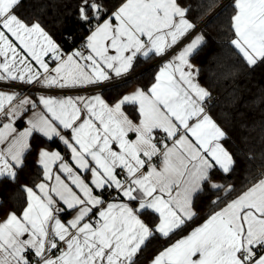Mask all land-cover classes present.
I'll return each mask as SVG.
<instances>
[{
    "label": "snow or ice",
    "instance_id": "1",
    "mask_svg": "<svg viewBox=\"0 0 264 264\" xmlns=\"http://www.w3.org/2000/svg\"><path fill=\"white\" fill-rule=\"evenodd\" d=\"M25 2L0 0V81L99 87L127 76L140 58H163L183 46L147 88L115 100L99 93L40 96L43 111H33L22 131L16 120L37 103L24 98L13 105L17 93L0 91L7 119L0 125V188L17 183L34 134L58 139L66 150H38L42 178L19 185L25 206L0 220V264H136L150 239H170L198 219L202 199L218 210L149 264H264V172L235 198L220 195L234 186L215 174L234 173L237 159L192 63L207 43L188 19L192 7L181 0H80L78 19L90 26L88 54L64 58L38 19L19 14ZM215 6V0L206 5ZM231 8L230 44L249 70L264 68V0H232ZM4 203L0 196V210Z\"/></svg>",
    "mask_w": 264,
    "mask_h": 264
},
{
    "label": "trees",
    "instance_id": "2",
    "mask_svg": "<svg viewBox=\"0 0 264 264\" xmlns=\"http://www.w3.org/2000/svg\"><path fill=\"white\" fill-rule=\"evenodd\" d=\"M208 2L209 0H181L185 7H192L188 14L190 21L197 26L205 22L201 32L205 34L207 43L201 47L192 62L200 69L198 78L201 84L212 93V115L229 137L224 141L225 146L236 154L237 167L234 173L226 177L222 173L215 174V179L225 186H234V191L230 194H220L230 200L260 179V173L264 172V160L261 159V153L264 152V68H258L254 72L249 70L230 44L232 2L218 12L216 11L224 0H215L216 6L211 9L206 7ZM79 3L80 0H26L19 14L29 21L38 19L61 48L64 49L63 40L67 39L74 49L80 44L84 45L90 27L78 19ZM41 4L46 7H41ZM156 59H139L131 74L143 70L145 72L126 83L105 88L103 93L107 100L112 101L122 96L135 83L147 88L158 71L159 66L151 67ZM129 112L135 115L130 109ZM30 142L33 150L27 157V166L18 175L17 183H6L0 188V196L5 201L0 210V219L9 211H16L19 215L25 206L23 193L16 191L19 185L31 186L42 178V169L36 163L37 152L41 147L57 149L66 155L65 147L58 140L47 141L34 134ZM11 192L15 195L9 199ZM197 207L198 219L190 222L184 231L170 239L162 238L159 234L150 239L138 254L136 264H145L174 240L203 222L214 210H218L206 199L198 201ZM145 219L151 225L157 222L149 217Z\"/></svg>",
    "mask_w": 264,
    "mask_h": 264
},
{
    "label": "crops",
    "instance_id": "3",
    "mask_svg": "<svg viewBox=\"0 0 264 264\" xmlns=\"http://www.w3.org/2000/svg\"><path fill=\"white\" fill-rule=\"evenodd\" d=\"M201 25H198L197 28H196V32H201ZM195 34V33H194ZM53 38V37H52ZM191 37H189L190 39ZM55 41V40H54ZM56 42V41H55ZM188 41L185 40L184 43H187ZM57 43V42H56ZM58 44V43H57ZM59 45V44H58ZM183 45H180L179 47H182ZM60 47V46H59ZM179 47L175 48L173 51L169 52V54L163 58H160V57H154V58H157L155 62L157 61H160L161 59H165L164 61L168 60L171 58L172 55L175 54V52H178L179 51ZM60 51L61 53L63 54L64 58H66L68 55L72 54L73 52L75 51H82L84 52L85 55L88 54L87 52V49L84 48V45L82 46V48L80 47H76L74 48L72 51L70 52H66L63 48L60 47ZM143 60V58H140ZM0 60H2V58H0ZM45 61L48 62L49 64V68L50 69H53L56 67V64L57 62L54 61L52 58H51V55H49L48 57H45ZM163 61V62H164ZM83 61H81L82 63ZM193 63V62H192ZM34 66H35V62H33ZM153 65V64H152ZM151 65V66H152ZM38 67V66H36ZM159 69V67H158ZM42 71V70H41ZM54 74V73H53ZM131 75V72L127 75V76H124V77H121V78H114L112 81L110 82H106L104 83L103 85L99 86V87H96V86H88V87H83V88H76V89H60V88H43V87H40L39 84H32V85H27V84H22L20 82H13V81H0V91L2 92H5V93H12V92H15L17 93V97L16 99L12 102L13 105L19 103V101L21 99H24V98H28L32 101H35L37 103V108L36 109H32L30 105H27L26 108L28 109L26 112L22 113L20 118L16 120V123H15V127H17V129L19 131H22L24 128L27 127V120L29 118H31L32 116V113L33 111H36V112H40V111H43V106L39 104V97L40 96H52V97H56V98H63V97H66V96H91V95H95L97 93L101 94L106 100V96L104 95L103 91L105 90V88H107L108 85L110 84H113L115 83L116 81L122 79V78H126L128 76ZM19 86H23V87H28V86H34V89L29 91V92H25V90L23 89H19L18 87ZM137 87H142L141 85L139 84H132L130 85L126 92H130L132 90H134L135 88ZM7 110V109H6ZM4 122H7V119L0 115V125H2V123ZM21 122L22 125L21 127H18L17 124ZM39 135V134H38ZM44 138V137H43ZM46 139V138H45ZM54 140H58V139H54ZM59 141V140H58ZM60 142V141H59ZM61 143V142H60ZM62 144V143H61ZM63 145V144H62ZM64 146V145H63ZM50 151H59L57 149L55 150H50ZM60 152V151H59ZM61 153V152H60ZM63 155V153H61ZM218 181V180H217ZM220 183H222L221 181H218ZM8 214V213H7ZM7 215H5L3 218H1L0 220H3L4 218H6ZM70 217L68 216H65L64 219L67 220L69 219ZM204 222V221H203ZM203 222H201L200 224H202ZM199 224V225H200ZM198 226V225H197ZM196 226V227H197ZM190 232V231H189ZM189 232L185 233L184 235L182 236H185L187 235ZM182 236H180L179 238H177L176 240L180 239ZM176 240H174L172 243H174ZM171 243V244H172ZM169 246V245H168ZM167 246V247H168ZM158 254V253H157ZM156 254V255H157ZM154 258V256L149 260L147 261L145 264H149V262Z\"/></svg>",
    "mask_w": 264,
    "mask_h": 264
},
{
    "label": "built area",
    "instance_id": "4",
    "mask_svg": "<svg viewBox=\"0 0 264 264\" xmlns=\"http://www.w3.org/2000/svg\"><path fill=\"white\" fill-rule=\"evenodd\" d=\"M230 2H232V0H227V1L224 3V5H222V6L220 7V9H218V11L221 10L222 8H224V7H225L226 5H228ZM204 24H205V22H204L203 24H201L200 27L202 28V27L204 26ZM78 47L82 48V45L80 44V45H78ZM164 60H165V59H161L160 61L154 62L153 65H152L151 67L160 66V65L163 63ZM143 72H145V70L140 71V72H137V73H134V74H131L130 76H128V77H126V78H122V79L116 81L115 83L108 85L107 88L112 87V86H116V85H119V84H123V83H126V82L130 81V80H133V79H135L136 77H138L140 74H142ZM18 88H19V89H23V90H25V92H29V91H31V90L34 89V86H28V87L19 86ZM213 102H214V99L212 98V103H213Z\"/></svg>",
    "mask_w": 264,
    "mask_h": 264
},
{
    "label": "water",
    "instance_id": "5",
    "mask_svg": "<svg viewBox=\"0 0 264 264\" xmlns=\"http://www.w3.org/2000/svg\"><path fill=\"white\" fill-rule=\"evenodd\" d=\"M63 45H64V50H65L66 52H70V51L73 50V46H72V44H71L67 39H64V40H63ZM21 125H22L21 122H19V123L17 124L18 127H21Z\"/></svg>",
    "mask_w": 264,
    "mask_h": 264
},
{
    "label": "rangeland",
    "instance_id": "6",
    "mask_svg": "<svg viewBox=\"0 0 264 264\" xmlns=\"http://www.w3.org/2000/svg\"><path fill=\"white\" fill-rule=\"evenodd\" d=\"M226 1H227V0H224V2L222 3V5H224V3H225ZM222 5H221V6H222ZM221 6H220V7H221ZM219 9H220V8H219ZM216 12H218V9H217V11H216Z\"/></svg>",
    "mask_w": 264,
    "mask_h": 264
}]
</instances>
